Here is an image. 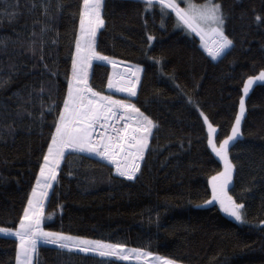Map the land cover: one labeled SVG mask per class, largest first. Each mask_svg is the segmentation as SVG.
Listing matches in <instances>:
<instances>
[{
    "label": "trees",
    "instance_id": "obj_1",
    "mask_svg": "<svg viewBox=\"0 0 264 264\" xmlns=\"http://www.w3.org/2000/svg\"><path fill=\"white\" fill-rule=\"evenodd\" d=\"M220 2L233 46L213 58L199 35L176 26L171 10L162 24L159 8L146 14L143 0H104L97 51L142 66L130 99L158 127L133 180L100 157L68 150L44 202L46 230L188 264H264V81L246 97L242 135L229 147L235 165L229 191L244 204V221L216 203L203 205L222 162L208 144L201 112L217 125L218 138L229 135L245 80L264 70V24L255 19L264 17V0ZM81 10L82 0H0V227H18L35 186L67 96ZM149 35L156 39L149 42ZM111 74L112 63L94 60L89 84L129 99L107 88ZM18 245L17 237L0 233V264H16ZM34 264L141 262L41 243Z\"/></svg>",
    "mask_w": 264,
    "mask_h": 264
},
{
    "label": "snow or ice",
    "instance_id": "obj_2",
    "mask_svg": "<svg viewBox=\"0 0 264 264\" xmlns=\"http://www.w3.org/2000/svg\"><path fill=\"white\" fill-rule=\"evenodd\" d=\"M182 4L184 6H181ZM143 6L146 14L153 15L155 9L159 8L162 24L171 10L175 14L176 26L199 35L204 41L208 54L213 58L220 57L225 50L233 46V40L225 33L226 15L220 0H203L202 3H197L196 0H143ZM103 7L104 0H82L79 35L74 42L75 54L72 59L71 80L67 86L63 110L58 113L54 123L55 131L51 135L47 153L42 157L39 176L31 191V197L27 200L18 227H0V233L11 234L19 240L16 264H33L41 241L58 245L60 249L91 253L101 258L117 257L124 261H140L141 264H179L175 259L157 256L143 248H128L123 243L48 231L43 227L44 202L48 198V190L53 187V182L57 181L61 162L65 160L68 150L94 154L110 161L115 165V171L119 176L133 180L140 171V161L144 159L150 138L153 136V129L158 127L157 123L130 99L137 96L140 73L143 72L142 66L136 65L135 70L132 71L134 80L123 82V77L120 80L108 79V89L127 93L129 99H117L112 95H105L89 84V70L94 60L115 63L110 57L97 51L96 47L97 31L105 24ZM61 8L62 4L58 3L57 10ZM44 10L47 14V5L44 6ZM255 19L264 24V17L257 15ZM209 35L213 37L211 46L205 39ZM147 39L150 42L156 38L149 35ZM156 62L161 64L163 73L161 60ZM256 81H264V70L258 75L247 78L243 87L244 96ZM244 96L240 99L239 114L235 117L231 134L219 145L215 140L216 128L208 116L201 112L208 127V144L215 155L223 161V170L210 178L211 199L205 200L204 205L218 202L223 212L241 222L244 220L245 206L243 203H238L228 190L235 169L229 156V146L242 135L241 121L246 110ZM187 99L189 103H194L191 97Z\"/></svg>",
    "mask_w": 264,
    "mask_h": 264
},
{
    "label": "rangeland",
    "instance_id": "obj_3",
    "mask_svg": "<svg viewBox=\"0 0 264 264\" xmlns=\"http://www.w3.org/2000/svg\"><path fill=\"white\" fill-rule=\"evenodd\" d=\"M197 3H199V2H197ZM200 3H202V2H200ZM181 6H184L183 4L181 5ZM206 39V41L209 43V46H211L210 45V39H213V37L211 36V35H209L208 37H206L205 38ZM113 62H116V61H113ZM119 63H121V62H119ZM124 64V65H123ZM129 69H131V71L129 70ZM135 70V66H131V65H128V64H125V63H121V64H113L112 63V74H111V78L112 79H114V80H118V79H120L121 78V74H123V75H129V76H131V80H134L135 79V77L134 76H132V71H134ZM259 74V73H258ZM258 74H255V75H258ZM115 76V77H114ZM117 76H118V78H117ZM251 76H254V75H251ZM247 81V79L245 80V82ZM257 82H262V81H256L253 85H252V87L257 83ZM245 84V83H244ZM243 87H244V85H243ZM252 87L249 89V92L251 91V89H252ZM112 91H114V92H117V93H119V94H123V95H127V93H120V92H118V91H116V89H111ZM249 92H248V94H249ZM248 94L246 95V96H244V94H243V92H242V95H241V97L242 96H244V101H245V109H246V97L248 96ZM128 96V95H127ZM115 97V96H114ZM115 98H118V99H120L119 97H115ZM241 99V98H240ZM245 113H246V110H245ZM204 114V113H203ZM239 114V111H238V113H237V115ZM204 115H206V114H204ZM245 115V114H244ZM244 118V117H243ZM210 120V119H209ZM242 122H243V119H242V121H241V132H242ZM212 123V122H211ZM213 124V126L216 128V133H215V140H216V143H217V145H219V143L220 142H222V140L223 139H225L227 136H225V137H223V138H218V136H217V130H218V127H217V125H215L214 123H212ZM206 126H207V124H206ZM207 131H208V127H207ZM231 134V133H230ZM229 134V135H230ZM230 145H231V143H230ZM230 147V146H229ZM229 156H230V153H229ZM219 158V157H218ZM220 159V158H219ZM230 159H231V157H230ZM232 160V159H231ZM221 162H222V168H221V170L220 171H222L223 170V161L221 160ZM233 162V161H232ZM234 164V163H233ZM219 172V171H218ZM216 174V173H215ZM214 174V175H215ZM39 176V175H38ZM233 176H234V172H233ZM232 182H233V180H232ZM232 184V183H231ZM231 184L229 185V189H230V186H231ZM35 187V186H34ZM228 189V190H229ZM229 194L231 195V193H230V191H229ZM31 197V196H30ZM209 199H211V196L207 199V200H209ZM214 203H216V204H218L219 205V203L218 202H213V204ZM239 203V202H238ZM203 205H204V203H203ZM225 213V212H224ZM225 214H227V213H225ZM228 215V214H227ZM228 216H230V215H228ZM230 217H232V216H230ZM232 218H234V217H232ZM235 219V218H234ZM244 221V220H243ZM48 231H50V230H48ZM75 236V235H74ZM90 239H92V238H90ZM41 243H44L43 241H41L40 243H39V245L41 244ZM38 245V246H39ZM128 248H133V247H130V246H128ZM184 253V252H183ZM182 253V254H183ZM156 254V253H155ZM157 256H160V257H168V258H172V259H175V260H177L178 262H179V264H188L187 263V261L185 260V259H179L178 257L176 258V257H174V256H171V255H168V254H164V253H160V254H156ZM34 262H35V258H34V261H33V264H34Z\"/></svg>",
    "mask_w": 264,
    "mask_h": 264
},
{
    "label": "bare ground",
    "instance_id": "obj_4",
    "mask_svg": "<svg viewBox=\"0 0 264 264\" xmlns=\"http://www.w3.org/2000/svg\"><path fill=\"white\" fill-rule=\"evenodd\" d=\"M211 42H212V39H210V45H211ZM121 64V63H119V62H115V64ZM124 65V64H123ZM115 77V76H114ZM121 77H123V82H126V81H128V80H131L132 78H131V76H129V75H123V74H121ZM117 78H118V76H117ZM114 80V79H113ZM118 80H120V79H118Z\"/></svg>",
    "mask_w": 264,
    "mask_h": 264
},
{
    "label": "built area",
    "instance_id": "obj_5",
    "mask_svg": "<svg viewBox=\"0 0 264 264\" xmlns=\"http://www.w3.org/2000/svg\"><path fill=\"white\" fill-rule=\"evenodd\" d=\"M118 99V98H117ZM97 131H99V129H97ZM94 155V154H93ZM98 157V156H97ZM109 163H111L110 161H108ZM112 164V163H111ZM113 165V167H114V170H115V165L114 164H112Z\"/></svg>",
    "mask_w": 264,
    "mask_h": 264
},
{
    "label": "water",
    "instance_id": "obj_6",
    "mask_svg": "<svg viewBox=\"0 0 264 264\" xmlns=\"http://www.w3.org/2000/svg\"><path fill=\"white\" fill-rule=\"evenodd\" d=\"M111 63V62H110Z\"/></svg>",
    "mask_w": 264,
    "mask_h": 264
}]
</instances>
